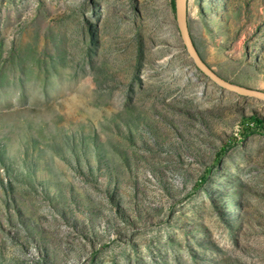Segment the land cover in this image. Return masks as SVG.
I'll return each instance as SVG.
<instances>
[{"label": "rangeland", "instance_id": "rangeland-1", "mask_svg": "<svg viewBox=\"0 0 264 264\" xmlns=\"http://www.w3.org/2000/svg\"><path fill=\"white\" fill-rule=\"evenodd\" d=\"M188 25L264 92V0H189ZM251 117L175 0H0V264H264Z\"/></svg>", "mask_w": 264, "mask_h": 264}, {"label": "water", "instance_id": "water-1", "mask_svg": "<svg viewBox=\"0 0 264 264\" xmlns=\"http://www.w3.org/2000/svg\"><path fill=\"white\" fill-rule=\"evenodd\" d=\"M176 3V20L177 25L179 29V33L181 35V38L185 44L186 51L189 55V57L194 62V65L196 68L209 80H211L216 85L220 86L221 88L241 95L246 96L249 98H256L259 100L264 101V92L248 89L245 87H241L238 85H234L223 78H221L219 75H217L201 58L200 54L198 53L194 41L192 39L189 25H188V5L189 0H175Z\"/></svg>", "mask_w": 264, "mask_h": 264}, {"label": "trees", "instance_id": "trees-1", "mask_svg": "<svg viewBox=\"0 0 264 264\" xmlns=\"http://www.w3.org/2000/svg\"><path fill=\"white\" fill-rule=\"evenodd\" d=\"M246 121H248L247 125L242 127L244 138H248L249 136L256 134H264V120L257 117H251L246 119ZM226 148L223 149L224 153L227 151ZM221 156L222 154H220V157Z\"/></svg>", "mask_w": 264, "mask_h": 264}]
</instances>
